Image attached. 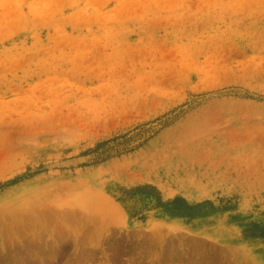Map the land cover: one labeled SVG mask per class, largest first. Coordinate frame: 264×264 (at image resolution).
<instances>
[{"label":"rangeland","instance_id":"rangeland-1","mask_svg":"<svg viewBox=\"0 0 264 264\" xmlns=\"http://www.w3.org/2000/svg\"><path fill=\"white\" fill-rule=\"evenodd\" d=\"M0 264H264V0H0Z\"/></svg>","mask_w":264,"mask_h":264},{"label":"trees","instance_id":"trees-1","mask_svg":"<svg viewBox=\"0 0 264 264\" xmlns=\"http://www.w3.org/2000/svg\"><path fill=\"white\" fill-rule=\"evenodd\" d=\"M171 122L167 116L157 119L154 122L147 123L137 128L128 138L113 141L102 152L108 157L123 154L139 146L143 141L150 138L157 130V127Z\"/></svg>","mask_w":264,"mask_h":264}]
</instances>
